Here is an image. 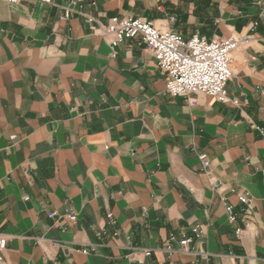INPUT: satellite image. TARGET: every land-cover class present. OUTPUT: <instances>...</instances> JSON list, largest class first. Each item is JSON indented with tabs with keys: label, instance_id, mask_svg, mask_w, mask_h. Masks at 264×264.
<instances>
[{
	"label": "crops",
	"instance_id": "obj_1",
	"mask_svg": "<svg viewBox=\"0 0 264 264\" xmlns=\"http://www.w3.org/2000/svg\"><path fill=\"white\" fill-rule=\"evenodd\" d=\"M80 12L251 36L230 100L172 96L141 38L113 57ZM195 226L189 251L162 249ZM0 232L7 264H264V0H0Z\"/></svg>",
	"mask_w": 264,
	"mask_h": 264
},
{
	"label": "built area",
	"instance_id": "obj_2",
	"mask_svg": "<svg viewBox=\"0 0 264 264\" xmlns=\"http://www.w3.org/2000/svg\"><path fill=\"white\" fill-rule=\"evenodd\" d=\"M17 3L21 0H6ZM46 4H53L54 0H43ZM71 4H80L83 0H69ZM74 9L68 7L63 18L71 16ZM87 16L91 28L94 32L103 37L109 38L112 48V56L117 54L116 47L128 38H141L146 49L151 52L157 61V65L166 73V89L172 96L186 98L189 104H197V95L204 94L219 102L230 100L227 83L233 76V55L242 46L249 44L251 36L240 37L237 35L214 36L206 38L200 34H193L185 37L183 34L161 29L152 20L144 17H135L129 14L112 15L108 22L104 23L97 18ZM256 25V23H255ZM233 103L237 104L236 100ZM259 129V127L256 126ZM14 137V136H13ZM199 160L205 170L211 165V161L206 153L199 154ZM239 201L249 203L245 194L239 195ZM226 211L232 220L235 219L233 205L226 202ZM56 212L49 214L54 218ZM65 217L70 221L77 220V215L68 211ZM111 224L115 223L112 212L107 213ZM244 229L238 227L236 235L241 238ZM105 231L99 235L105 234ZM203 232L200 226L192 229V235L186 232L170 233L162 249L168 254L176 251H189L196 238H200ZM114 237L118 236V231H113ZM9 236L0 232V264H7L5 250L8 246ZM88 252V250H84ZM153 254L151 248H135L128 255L132 260L138 257H149ZM140 260V259H139Z\"/></svg>",
	"mask_w": 264,
	"mask_h": 264
}]
</instances>
